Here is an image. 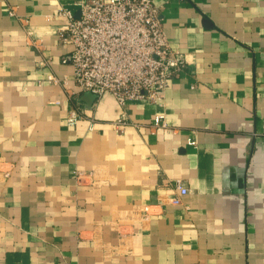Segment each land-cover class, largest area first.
Masks as SVG:
<instances>
[{"label": "crops", "instance_id": "0c3cea01", "mask_svg": "<svg viewBox=\"0 0 264 264\" xmlns=\"http://www.w3.org/2000/svg\"><path fill=\"white\" fill-rule=\"evenodd\" d=\"M155 2L188 62L121 106L62 61L73 0H0V264H264V0Z\"/></svg>", "mask_w": 264, "mask_h": 264}, {"label": "built area", "instance_id": "2783aa9c", "mask_svg": "<svg viewBox=\"0 0 264 264\" xmlns=\"http://www.w3.org/2000/svg\"><path fill=\"white\" fill-rule=\"evenodd\" d=\"M73 5L76 9L60 5L57 14L68 19L61 37L73 49L62 61L73 65L76 85L97 97L112 93L121 106L132 100L163 105L170 79L182 71L188 59L184 52L170 46L161 7L155 0H73ZM46 81L64 86L68 78L51 72ZM67 92L71 99L77 95L71 89ZM83 117V111L74 104L67 123L76 126ZM127 119L122 111L115 122L120 131ZM154 125L167 127L165 115L157 114ZM189 144L196 145L197 140L191 138ZM176 189L178 194L171 197L174 204L189 191L181 180H177Z\"/></svg>", "mask_w": 264, "mask_h": 264}, {"label": "water", "instance_id": "95a60500", "mask_svg": "<svg viewBox=\"0 0 264 264\" xmlns=\"http://www.w3.org/2000/svg\"><path fill=\"white\" fill-rule=\"evenodd\" d=\"M78 15H79V12H78ZM96 94L92 93V92H85L83 98L89 103L91 104L95 98H96Z\"/></svg>", "mask_w": 264, "mask_h": 264}]
</instances>
